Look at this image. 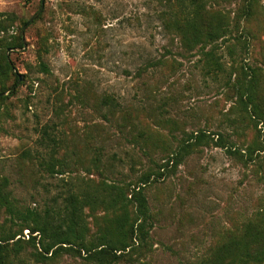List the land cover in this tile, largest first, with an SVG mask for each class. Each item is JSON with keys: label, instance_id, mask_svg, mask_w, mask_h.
<instances>
[{"label": "rangeland", "instance_id": "rangeland-1", "mask_svg": "<svg viewBox=\"0 0 264 264\" xmlns=\"http://www.w3.org/2000/svg\"><path fill=\"white\" fill-rule=\"evenodd\" d=\"M166 4L0 0V67L4 57L14 66L0 73V178L16 203L41 211L68 188H129L149 176L147 236L111 264H192L264 209V163L216 143L241 152L264 144V121L250 117L236 93L242 76L255 75L264 102V0L209 1L231 32L192 48L164 25ZM19 33L22 46L8 47ZM210 49L216 70L205 65ZM198 132L206 137L166 163ZM46 160L53 167L40 165ZM84 213L89 243L102 211ZM18 227L0 210V234ZM27 238L23 229L9 241L10 264H103L76 246L40 258Z\"/></svg>", "mask_w": 264, "mask_h": 264}, {"label": "trees", "instance_id": "trees-1", "mask_svg": "<svg viewBox=\"0 0 264 264\" xmlns=\"http://www.w3.org/2000/svg\"><path fill=\"white\" fill-rule=\"evenodd\" d=\"M166 13L162 14V21L166 27L172 28L182 38L187 48L224 37L231 32L230 21L222 11H213L207 7L212 0H165ZM250 8L242 10L249 14ZM165 13V14H164ZM1 15V14H0ZM28 22L23 23V27ZM22 27V28H23ZM4 30L0 17V32ZM22 35L8 47L22 46ZM206 67L217 69L219 62L212 49L205 51ZM14 68L11 61L4 57L0 73ZM19 78V76H18ZM0 90V98L2 92ZM237 101L250 117L264 121V102L257 93V79L255 75L246 76L238 80L236 85ZM109 97L104 101H109ZM41 141L50 139L45 127L40 130ZM206 135L203 132L191 133L179 143L177 151L167 157V162L177 164V155L187 153L195 144L200 143ZM225 148L228 154L239 153L245 161L264 163V144L252 143L244 149L232 150L223 142H216ZM257 153L253 157V153ZM259 157V159H257ZM175 160V161H173ZM54 162L46 160L40 162L47 169L53 167ZM166 164L158 166V169ZM57 172V171H56ZM149 176L141 178L133 187L126 188L123 184L103 182L96 190L81 189L75 191L67 189L54 199L53 204L44 210L33 207H22L16 203L15 197L8 190V181L0 178V210L7 213L10 222L18 225L15 231L3 230L0 234V264H10L8 260L10 240H13L23 229L28 230L27 242L36 247V253L41 258H49L66 247L76 246L77 250L85 251L91 257L102 260L103 264H111L121 254L140 242L147 236L151 225L149 206L144 193V185ZM131 207V208H130ZM85 208L101 209L102 220L96 223V234L93 242L86 243L87 223ZM20 239H14L12 245ZM192 264H264V209L257 211L239 232L229 233L217 244L210 255Z\"/></svg>", "mask_w": 264, "mask_h": 264}, {"label": "water", "instance_id": "water-1", "mask_svg": "<svg viewBox=\"0 0 264 264\" xmlns=\"http://www.w3.org/2000/svg\"><path fill=\"white\" fill-rule=\"evenodd\" d=\"M21 77H22V76L20 75V76H19V79H21Z\"/></svg>", "mask_w": 264, "mask_h": 264}]
</instances>
